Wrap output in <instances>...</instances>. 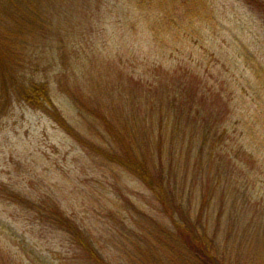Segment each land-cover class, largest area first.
<instances>
[{
    "label": "rangeland",
    "instance_id": "1",
    "mask_svg": "<svg viewBox=\"0 0 264 264\" xmlns=\"http://www.w3.org/2000/svg\"><path fill=\"white\" fill-rule=\"evenodd\" d=\"M252 1L257 8L258 3H264V0ZM111 3L120 8L126 4L124 0H111ZM213 6L217 13L211 17L210 25H205L212 32L205 36L203 29V39L198 45L190 43L181 47L185 46L181 42L187 41L184 34L177 48L166 44L173 42L172 32L159 33L163 42L153 41L147 31L128 39L131 33L123 29V23L106 19L101 25L104 31L100 32L90 25L91 20L88 25L75 16L77 13L73 17L68 8L64 9L60 20L67 23L58 36L60 45L48 43V48L40 46L31 51V66L36 73L29 71L25 75L35 82L49 83L56 107L74 137L50 117L24 103L15 102L0 117L1 264H93L75 248L68 234L46 221L47 207L58 209L82 235L89 237L96 256L104 264H148L153 259L165 264V252L173 248L169 238L176 233L171 216L158 207L139 181L94 157L83 142L99 145L98 135L103 129L92 122L90 126L95 135L90 134L76 108L65 95H60L58 83L70 85L69 79L73 77L87 80L84 78L87 72L78 66L88 59L81 58L82 62H77L71 57L73 49L78 50L73 37L82 33L84 48H93L94 52L91 70L102 72L103 81H118L119 88H127L132 95L149 89L148 92H158L160 96L169 91L167 85L178 77L180 86L187 85V94L197 96L195 103L205 97V91L213 90L230 101L231 114L240 118V112L242 115L245 110H253L249 108L250 99L260 93L249 72L247 59L248 55L255 60L261 59V55L264 57L261 40H256L258 33L264 36V22L239 0H216ZM71 21L72 25L68 23ZM136 29L138 31V25ZM120 31L124 36H120ZM243 47L250 51L242 50ZM180 60L182 63L178 64ZM202 88L204 93L199 91ZM260 98L263 99L262 94L253 101ZM131 102L128 99L125 106ZM262 174L254 182L258 185L252 191L251 201L237 205L236 210L232 209V202L222 206L221 211L233 213V223L241 218L246 224L264 226V172ZM247 187L243 186L239 192L248 191ZM206 192L203 185L194 187L191 200H183L182 212L192 217V223ZM26 201L35 209L27 206ZM204 204L214 215L221 206L216 199ZM176 217L173 221L179 220ZM213 223L199 225L205 228L210 243L216 245L219 264H264V232L250 237L248 242L252 239L253 245H247L237 256L234 246L229 253L221 252V248L224 249L225 243H229L228 246L238 243L240 238L231 236L229 241L228 235L222 232V236H215ZM240 223L241 220H237V224Z\"/></svg>",
    "mask_w": 264,
    "mask_h": 264
},
{
    "label": "trees",
    "instance_id": "2",
    "mask_svg": "<svg viewBox=\"0 0 264 264\" xmlns=\"http://www.w3.org/2000/svg\"><path fill=\"white\" fill-rule=\"evenodd\" d=\"M124 1L126 4L120 8L116 3L112 4L111 0H0V117L15 102L24 103L34 111L50 117L74 137L72 129L56 107L49 83L35 82L27 79L25 75L29 71L36 73L31 66V51L40 46L48 48V43L60 45L58 36L62 35L67 23L61 21L60 17L66 8L73 17H81L88 25L91 20L90 25L100 32L104 31L101 25L106 19H111L116 24L123 23V29L131 33L128 39L147 31L153 41L158 39L163 42L159 33L172 32L173 42L166 44L175 48L181 44L185 45L181 47L190 43L198 45L199 40L203 39V29L206 30L205 36L212 32L205 25H210L211 17H215L217 13L213 6L216 0ZM239 1L251 12L254 10L264 22L263 2L258 3L257 8L252 0ZM74 13L78 15L74 16ZM68 23L72 25V21ZM82 30L85 29L82 28L81 32ZM188 31L190 32L187 35ZM119 34L124 36L121 31ZM184 34L187 41L183 40L180 44ZM71 37L70 34L69 38ZM55 38L57 41L54 42ZM82 38V33L73 37L78 50L73 49L71 57L77 62H82L81 58L86 61L88 59L86 63L78 66L80 70L85 69L87 72L84 76L87 80L80 81L79 77H73L69 79L70 85L58 83L59 93L65 95L71 106L76 108L85 121L84 126H88V131L92 132L91 135L94 132L90 123H96L103 129L98 135L99 145L83 142L94 157L101 158L106 164L114 165L139 181L158 207L171 216L176 233L175 236L168 237L173 248L166 250L165 264H219L216 259V245L210 243L205 228L199 225L203 222L214 221L215 236L227 234L229 241L231 236L240 238L238 243L231 241L233 245L228 246L229 243H225L221 252H233L234 246V252L238 256L245 251L247 245L251 247L252 239L249 242L248 239L258 235L256 233H263L264 226L246 224L241 218L239 219L242 224H237L239 219L233 223V213L227 214L221 209L228 202H232L230 205L236 210L239 207L237 205L243 206L251 201L252 191L258 185L254 182L264 172L263 55L259 60L251 59L249 55L247 59L249 72L256 80L258 93L262 94L263 99L253 101L259 94L251 97L249 108L253 110H245L242 115L240 112L238 118L239 116L234 117L231 114L230 101L213 90L209 92L204 88L199 89L205 91V97L202 96L195 103L197 96L194 98L187 94V85L180 86L178 77L167 85L169 91L162 92L160 96L158 92H148L149 89L136 91L132 95V91L127 88H119L118 81H103L102 72L91 70L95 62L93 48H84ZM257 39L261 40L260 45L264 51L263 34L258 33ZM242 50L250 51L245 47ZM191 69L194 70L193 67ZM209 97L211 100H208ZM128 99L132 102L125 106ZM80 136L82 137L81 134ZM202 185L207 192L200 200V209L195 210V222L192 223V217L183 213L181 207L183 200H191L193 188ZM243 186H248L249 190L239 192ZM9 197H12L11 193ZM214 199L221 205L217 215L212 214L204 204L211 203ZM26 203L35 209L33 204ZM36 209L42 211V208ZM47 211L44 216L46 221L68 234L80 253L86 255L93 264H104L96 256L89 237L82 235L71 220L54 207H47ZM176 215L179 220L173 221ZM1 262L0 259V264ZM150 262L159 264L154 259Z\"/></svg>",
    "mask_w": 264,
    "mask_h": 264
}]
</instances>
